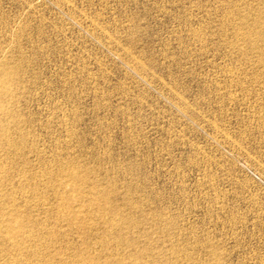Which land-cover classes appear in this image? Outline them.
I'll return each mask as SVG.
<instances>
[{
    "label": "rangeland",
    "instance_id": "rangeland-1",
    "mask_svg": "<svg viewBox=\"0 0 264 264\" xmlns=\"http://www.w3.org/2000/svg\"><path fill=\"white\" fill-rule=\"evenodd\" d=\"M93 263L264 264V0H0V264Z\"/></svg>",
    "mask_w": 264,
    "mask_h": 264
},
{
    "label": "bare ground",
    "instance_id": "bare-ground-1",
    "mask_svg": "<svg viewBox=\"0 0 264 264\" xmlns=\"http://www.w3.org/2000/svg\"><path fill=\"white\" fill-rule=\"evenodd\" d=\"M16 226H17V225H16ZM18 226H19V225H18ZM18 226H17V227H18ZM11 227H12V226H11ZM17 227H15V228H17ZM12 229H13V228H12ZM12 229H9V230H12ZM16 230H17V229H16ZM18 230H19V227H18ZM11 232H13V231H11ZM14 233H15V232H14ZM119 263H120V262H119ZM93 264H94V263H93Z\"/></svg>",
    "mask_w": 264,
    "mask_h": 264
}]
</instances>
